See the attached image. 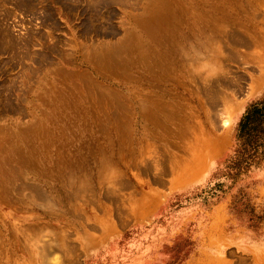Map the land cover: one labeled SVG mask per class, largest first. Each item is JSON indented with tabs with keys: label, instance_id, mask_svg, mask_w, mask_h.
<instances>
[{
	"label": "rangeland",
	"instance_id": "374dc122",
	"mask_svg": "<svg viewBox=\"0 0 264 264\" xmlns=\"http://www.w3.org/2000/svg\"><path fill=\"white\" fill-rule=\"evenodd\" d=\"M264 0H0V264H264Z\"/></svg>",
	"mask_w": 264,
	"mask_h": 264
},
{
	"label": "trees",
	"instance_id": "16d2710c",
	"mask_svg": "<svg viewBox=\"0 0 264 264\" xmlns=\"http://www.w3.org/2000/svg\"><path fill=\"white\" fill-rule=\"evenodd\" d=\"M236 141L228 165V174L233 178L264 164V95L253 101L240 118Z\"/></svg>",
	"mask_w": 264,
	"mask_h": 264
}]
</instances>
